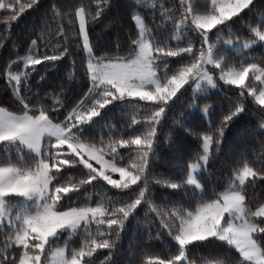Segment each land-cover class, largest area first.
<instances>
[{
  "label": "snow or ice",
  "instance_id": "snow-or-ice-1",
  "mask_svg": "<svg viewBox=\"0 0 264 264\" xmlns=\"http://www.w3.org/2000/svg\"><path fill=\"white\" fill-rule=\"evenodd\" d=\"M256 47L264 0H0V264H264V158L227 136L264 121Z\"/></svg>",
  "mask_w": 264,
  "mask_h": 264
},
{
  "label": "trees",
  "instance_id": "trees-1",
  "mask_svg": "<svg viewBox=\"0 0 264 264\" xmlns=\"http://www.w3.org/2000/svg\"><path fill=\"white\" fill-rule=\"evenodd\" d=\"M257 19L259 18V14L257 13ZM251 19V17H249ZM31 18L26 17L25 20L17 27L14 28V33L19 36L22 31L25 29L26 26L30 24ZM102 25H98L96 27V32L99 34L101 38V42H112L113 44L117 40V32L120 34V39H123L125 34L128 31L127 26L124 28H117L115 31L108 30L107 32H102ZM234 35L241 36V38H245L246 36V29L242 33L240 31L234 32ZM10 49H5L2 54H0V58L9 55ZM250 58L254 60H261L264 59V47H256L253 51H250L248 53ZM77 65L79 66V58H77ZM41 74H43V69H41ZM38 79V77L36 78ZM3 85L0 83V88H2ZM0 101L10 103L7 97L0 94ZM216 102L217 112L219 111L220 104H224L225 101L222 99L221 96H213L212 100L206 101V103L212 104L213 102ZM203 106V105H202ZM250 108H254V105L251 103L249 104ZM109 116L112 117V123L117 124L119 126V115L118 112L116 115H113L112 113H109ZM209 119L215 120L216 117H204L200 123L202 127H207ZM264 122L261 121V118L256 114V112L250 111L248 115H246L242 120L238 121L234 126L231 127L230 131L228 132V148L230 150H234L236 152H244L245 153V159L246 160H256L259 161L260 159L264 158V137L261 136L259 131L260 124ZM189 127V125H186V128ZM170 128H165L160 133L161 139L163 141H167V136L170 132ZM195 137H191L187 140H185V146L186 148L194 155L195 153ZM172 158V154L165 150L161 156L160 161H158V170L163 173H168L170 171L169 165L167 161H170ZM220 168L218 166H213L212 171V179L213 181L219 180V174H220ZM249 194L252 195L253 189H249ZM255 195L259 197V186H257V190L255 192ZM78 243V241H77ZM127 241H124V251L123 255L120 257L123 264H128V261L130 258H132V253L127 250ZM73 246H76L75 244ZM162 248L157 242V246L155 250L159 251ZM103 257H100V260H102Z\"/></svg>",
  "mask_w": 264,
  "mask_h": 264
}]
</instances>
